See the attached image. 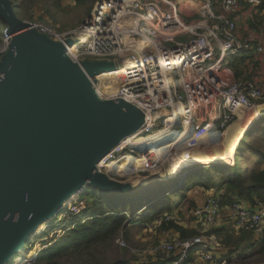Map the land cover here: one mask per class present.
<instances>
[{
  "label": "built area",
  "instance_id": "2783aa9c",
  "mask_svg": "<svg viewBox=\"0 0 264 264\" xmlns=\"http://www.w3.org/2000/svg\"><path fill=\"white\" fill-rule=\"evenodd\" d=\"M117 1H98L92 16L84 23L85 28L74 39L57 34L44 23L20 19L27 30L64 46L65 56L75 64L107 63L112 70L120 69L127 60L120 66L106 60L114 46L133 43L134 55L128 60L135 61L139 67L119 75H111L110 70H104L93 76L90 88L98 100L123 102L142 114L141 127L131 133L138 135L136 139L148 140L170 132L176 135L150 144L126 140L129 134L110 148L102 159L103 165L121 163L133 157L137 159L156 144L162 147L172 145L168 154L175 147L188 146L190 142L215 140L233 123L237 111L252 108L263 99L260 82L254 78L235 79L233 73L235 68L244 75L254 71L258 73L259 62L264 63V26L257 30H245L244 35L239 33L238 26L244 6H248V11L258 10L264 7V0ZM106 4L110 7L104 11ZM182 5L189 6L196 14L194 21L183 20ZM82 37L86 39L84 44H80ZM179 37L183 40L175 43L174 39ZM9 43L10 36L5 28L0 34V59L7 52ZM164 43L174 45L165 48ZM73 45L77 48L73 55H68ZM168 56H174V61H179V64L164 65L165 60L160 57ZM234 58L238 59L236 65L232 64ZM252 60L258 64L257 67H250ZM104 73L107 76L103 77L116 80V89L110 79L108 84L104 83L101 77ZM100 80H103V85L99 91L95 85L100 84ZM180 136H184L183 139L173 145ZM122 141V147H119ZM100 162L96 166L99 173L105 169L99 167ZM129 168L134 169L129 174L147 169ZM75 196L63 205L60 210L64 211L63 216L70 218L82 212L81 204L73 202ZM224 201L222 193H214L185 215H190L205 229L223 228L225 220L230 232L248 233L254 240L264 237V201L247 203L237 198L230 204H224ZM146 207L141 209L143 216L148 214ZM223 212L227 214L226 218ZM170 223L180 226L176 213L156 216L151 221V228L168 235ZM57 240L47 242L41 250ZM119 246L124 247V244L119 243ZM220 248L214 236L196 235L181 239L174 232L170 238L159 243L155 252L161 260L172 258L171 264H186L191 252L204 263L212 264V253ZM34 258H18L14 264H33Z\"/></svg>",
  "mask_w": 264,
  "mask_h": 264
},
{
  "label": "water",
  "instance_id": "95a60500",
  "mask_svg": "<svg viewBox=\"0 0 264 264\" xmlns=\"http://www.w3.org/2000/svg\"><path fill=\"white\" fill-rule=\"evenodd\" d=\"M0 21L10 36L0 59L4 264L73 195L87 187L108 193L132 189L96 166L115 143L141 127L143 116L123 102L95 97L90 80L109 64L71 63L64 46L26 29L9 0H0Z\"/></svg>",
  "mask_w": 264,
  "mask_h": 264
},
{
  "label": "rangeland",
  "instance_id": "374dc122",
  "mask_svg": "<svg viewBox=\"0 0 264 264\" xmlns=\"http://www.w3.org/2000/svg\"><path fill=\"white\" fill-rule=\"evenodd\" d=\"M9 1L12 3V5H14L17 16L20 19L37 24H39V22L44 23L52 28L57 34H60L61 36L69 39L76 38L78 32H81L85 28L84 23L92 16V13L95 9V4L98 2L96 1L95 3H92V1L90 0H83L79 3L74 0ZM191 7L193 8L192 4ZM182 10L183 12L191 11L189 6L182 7ZM245 14L248 18V21L238 23L240 34L244 35L245 30H257L260 27L264 26V7L261 10L252 9L251 11H248V6L245 5L244 9L241 10L240 17H246ZM2 32L3 29L0 28V34H2ZM182 40L183 37H179L174 39V42L177 43ZM173 45V43L163 44L165 48H170ZM134 51L135 49L132 42L131 44H126L123 47H120V45L114 46L106 62L111 63L115 66H120L125 60L130 59L134 55ZM249 64L251 68L257 67L258 65L254 60L250 61ZM258 69V73H255L254 71L248 75L240 77L239 79H248L249 76H253L255 80H260V85L263 90V99L257 102L255 106L264 107V74H262L264 65L262 68L259 66ZM101 75L106 76V74ZM102 81L103 80H100L99 82L102 83ZM112 82L113 87L116 89V80H112ZM255 106L249 109H242L241 114L233 119V123H231L228 129L221 135H219L215 140L204 139L198 142H190V145L188 146L186 145L179 148L175 147V149L171 150L170 153L166 154L168 152L166 151L164 155L158 154L156 157L149 154H144L139 156L137 159H135L134 157L128 158L126 161L121 163L99 165L100 168H105L100 170L101 174L106 175L108 178H111L112 180L122 185L133 179L143 177L149 179V184L146 186H137L125 193H109V195L107 196L109 199L107 204L109 209H111L112 207H117L118 211L125 212L124 226L114 236V238L101 242L97 245H93L89 249L79 250H76L74 248H67L64 243L59 242L61 241V239H63L66 233L64 231L65 226L71 223L73 225L76 221L84 222L91 217L93 210L91 208L92 202L88 199L87 196L88 193L93 192L96 189H94L93 187H87L82 193H79L76 196L73 195L75 196L73 202L76 204H81L80 207L82 208V212L79 215L69 218V216H63L64 211H59L55 215V218H53L52 220L49 219L50 221L47 220V223L40 225L37 231L30 234L24 246L19 251L15 252L11 256V258H9L4 264H14L18 258L27 256L28 254H32L33 258L35 257L33 264H47L46 262L36 260V258L41 255V252L43 251L41 249H43L42 246L44 244L57 239L60 240L58 242H55V245L60 247V251L62 253L54 260H52L50 264H116L121 262H125L127 264H149L151 262L157 261L159 257L158 254H156L155 249L164 239L170 238L174 231L172 229H169L170 233L168 235H165L164 233L158 232L157 230L151 228V222L147 224L143 222L144 216L141 209L147 206V211L150 212L154 207L151 206L152 204L159 202L160 204H166V199L164 198L162 200V198L167 196L173 190H176L179 187V184L175 182L181 180L186 173L194 171L195 167H181L178 171H176L177 173L174 172L172 174L170 180L166 181L165 176L168 174V169H170L174 165H177L180 161L185 160V156H187V153L190 152L188 150L192 149L191 153H199L203 150H221L231 132L243 117L244 113V116L251 114L254 117L256 115L257 110H255V113H248V111L250 112L251 110H253ZM263 115L264 114L255 116V118L260 119L261 117H263ZM243 135L244 134L242 133V135H240L239 137H234L233 141H236V144L229 149L231 155L229 156L227 162H224V164L222 163L221 165H232L234 163L236 147L239 141L242 139ZM181 140L177 141L180 142ZM130 159H132V161L129 164ZM125 163L127 166L126 168L123 167ZM131 166L136 168L135 170L144 168L147 169L129 174L130 172L134 171L133 168H129ZM252 167L253 165L250 164L249 168ZM214 193H222V191L217 192L215 189H210L208 191L202 190L200 188L195 189L190 193V196L187 200H176L173 203L174 205H172L170 212L164 211L161 214L176 213L180 226L184 227L185 229L196 227L197 231L200 232L199 236H205L207 238L209 237V235H211V232L210 234L207 233L209 229L197 227L198 225H196L197 223L195 219L190 215L186 216L185 214H187L190 210L200 206L209 195H212ZM193 199L197 200L201 204H196ZM107 206L104 208L105 211H107L106 209H108ZM76 217L77 219L73 220ZM228 231H230L229 228ZM233 236L237 238L239 235ZM222 238V236L214 235L215 241L221 246V248L219 251H213L212 256H214V259L220 260L218 264H226L228 262L229 264H236L238 261V254H230L229 249L223 245ZM119 243H123L124 247L119 246ZM52 245L50 247H52ZM243 246L244 243L239 246V249H242ZM50 247L44 250H47ZM259 248L260 245L255 243V246L249 252L244 254L247 255V264H252L256 260H259V256L255 255ZM192 261L193 257L191 258V264Z\"/></svg>",
  "mask_w": 264,
  "mask_h": 264
},
{
  "label": "trees",
  "instance_id": "16d2710c",
  "mask_svg": "<svg viewBox=\"0 0 264 264\" xmlns=\"http://www.w3.org/2000/svg\"><path fill=\"white\" fill-rule=\"evenodd\" d=\"M74 1L79 3L83 0ZM90 1L95 3L101 0ZM12 7L14 13L17 15L14 5H12ZM262 8L263 7H259L258 10ZM0 28L3 30L6 28L5 24L1 21ZM233 74L235 78H239L242 73L236 71ZM249 78L252 77L250 76ZM241 112V110L237 111V117ZM244 115V118L242 117L243 119L241 118L238 124L249 116V114L246 116ZM255 116H258V114L256 113ZM255 116L252 117L255 118ZM227 160L228 158L225 162H227ZM184 164L185 161L172 166L170 168L171 170L168 169V174L165 177H170L175 169L183 167ZM250 164L253 165L252 168H249ZM138 179L149 180L145 177ZM175 183H178L179 187L162 198V200L165 198L167 203L160 204L159 202L152 204L151 206H154L153 210L150 212L148 211V214L143 217L144 223H150L162 212L170 211L176 200H187L190 193L198 188L206 191L210 189H215L217 192L222 191L225 200L224 204H230L235 198L247 203H253L254 200L264 201V115L253 123L250 129L244 133L236 147L234 163L232 165H198L194 168V171L186 173L181 180ZM108 195V192L99 190L88 193L87 197L91 200V208L93 209L91 217L84 222L76 221L73 225L71 223L65 226L64 231L66 233L63 239H61V241L58 239L56 242L59 241L64 243L67 248L79 250L89 249L93 245L114 238L124 226L125 212L118 211L117 207L109 209L107 206L109 201ZM106 206L108 208L106 209L107 211L104 209ZM76 219L77 217L73 220ZM168 229H174L175 232L180 234L181 239H189L197 235L194 230L185 229L172 223L169 224ZM228 232V230L221 228L211 231V234L222 236V243L229 249L230 254H238V261L236 264H247V255L244 254L249 252L255 246V243L260 245L259 250L255 253V255L259 256V260H256L252 264H264V237L255 241L251 234L242 233L235 238L233 234ZM243 243L244 246L242 249H239V246ZM61 253L60 247L54 243L49 249L43 250L36 260L50 264L51 261L61 255ZM171 260L173 259L171 258ZM171 260L158 259L149 264H171ZM218 262H220V260L214 259L213 264H218ZM188 263H191V258L188 259L186 264ZM116 264L127 263L121 262ZM226 264H229V262Z\"/></svg>",
  "mask_w": 264,
  "mask_h": 264
},
{
  "label": "bare ground",
  "instance_id": "6f19581e",
  "mask_svg": "<svg viewBox=\"0 0 264 264\" xmlns=\"http://www.w3.org/2000/svg\"><path fill=\"white\" fill-rule=\"evenodd\" d=\"M187 1H190V0H187ZM112 2L117 3L118 1L117 0H112ZM109 7H110L109 4H106L104 6V11H107ZM101 11H103V10H101ZM85 42H86V39L84 37H82L80 39V44H84ZM75 48H77V46H74L73 45V47L68 50V55H73ZM160 58H164V60H165L163 62L164 65L173 66V65H178L179 64V61H177V62L174 61V58H175L174 56L160 57ZM136 67H139V66H137V64H136L135 61H133V60H127V61H125L123 63V66L120 69L119 68L118 69L115 68V70H112L110 68L109 70H110L111 75H119V74H122L123 72H125L126 70H131V69H134ZM140 67H143V65H141ZM103 75H105V73ZM106 76H107V74H106ZM101 77H103V76H101ZM103 78H104V83L105 84H108L109 79L111 80V77H103ZM112 80H114V79H112ZM112 80H111V84H113ZM102 85H103V83H100L98 85H95V87H97L99 89V91H100V87ZM255 110H257L256 112H257L258 115L264 114V107H262V106H260V107L259 106H255L253 108L252 113H255ZM251 117L252 116L250 114L240 124H238L233 129V131L231 132L230 136L228 137V139L224 143V145H223V147H222L221 150H219V151H209V150L207 151V150H203L202 152H199V153H191L192 149L191 150H188L190 152L187 151L188 152L187 153V156L184 155L186 157V159L180 161V162L185 161V164H184L183 167H192V166H195L196 167V165H221L222 163L224 164L225 160L227 158H229V156L231 155L230 154V151H229L230 147H233V145L236 144V141H233L234 137L237 138L240 135H242V133L244 134L246 131H248L250 129V127L252 126V124L255 123L258 120V118L256 119V118H253V117L251 118ZM130 132H128V134ZM175 135H176V133H173V132H170L168 134H160V135H157V136H153V138L148 139V140H151V139L152 140L151 141H148V140H144L145 138H141V137H139V139H136L138 137V135L137 134H131L130 136H128V138L126 140H132L133 139L136 142H141V143L148 142L150 144H153V143H156V141L158 142V139L160 141L161 139H164V138H172V136H175ZM183 137L184 136H180L178 138V141L181 140V139H183ZM178 141L175 142L173 145H176V143H178ZM123 142L124 141H122V143L119 144V147H122ZM171 147H173V146L171 145L169 147H162V145H157L156 144V146H154L153 149L152 148H149L147 150L149 152L146 153V154H149V155L154 156V157H156L158 154L159 155H164L165 152L168 151V149L171 148ZM113 151H115V150H112L111 152H113ZM187 158H188V160H187ZM131 161H132V159L129 160V164L131 163ZM103 162H104V160H102L99 165H102ZM123 167H125V168L127 167L126 166V163H125V165ZM125 168H122V169H125ZM179 169L180 168L175 169L174 172L178 171ZM172 174H171V176H172ZM171 176L168 177V178H166L165 180L166 181L170 180L171 179ZM165 180H163V181H165ZM148 184H149V180L134 179V180L129 181V182L123 184V185L124 186H129V187H131L133 189V188H135L137 186L138 187H142V186H146ZM51 218H52V216L49 219H51ZM25 258L26 259H30V258L32 259L33 257H32V254H28L27 256H24L21 259H25Z\"/></svg>",
  "mask_w": 264,
  "mask_h": 264
},
{
  "label": "crops",
  "instance_id": "0c3cea01",
  "mask_svg": "<svg viewBox=\"0 0 264 264\" xmlns=\"http://www.w3.org/2000/svg\"><path fill=\"white\" fill-rule=\"evenodd\" d=\"M182 7H184L183 5H182ZM196 14L195 13H192V11H186V12H184V14H183V20L185 21V22H191V21H194L195 19H196V16H195ZM195 16V17H194ZM245 16H246V14H245ZM194 18V19H193ZM243 21H245V22H247L248 21V18H247V16L246 17H239V22H243ZM240 60V59H239ZM238 59H236V58H234L233 59V62H232V64L233 65H236V64H238ZM263 65H264V63H260L259 62V66L262 68L263 67ZM236 71H238L239 73H242L239 69H237V68H235L234 69V72H236ZM263 73L262 74H264V70L262 71ZM242 76H244V73H242L241 74V76L240 77H242ZM233 77H234V74H233ZM239 77V78H240ZM250 77V76H249ZM248 77V78H249ZM252 78H253V76H251ZM235 78V77H234ZM239 78H235V79H239ZM257 81H259L260 82V80H258V79H256ZM264 104V103H263ZM263 104H261V105H263ZM252 111L253 110H251L250 112L248 111V113H252ZM195 202H196V204L198 203L199 205L201 204V203H199L197 200H195V199H193ZM224 213V218H226V216H227V214L225 213V212H223ZM197 223V222H196ZM196 225H198L197 227H202L200 224H196ZM223 225H224V227L222 228V229H224V230H228V227L229 226H227L226 225V222H225V220H223ZM184 228V227H183ZM221 229V228H220ZM189 230H194L196 233H197V235H199V233L200 232H198L197 231V229H196V227H194V228H191V229H189ZM212 230H215V229H212ZM211 229H209L208 231H207V233H209L210 234V232L212 231ZM174 232H175V230H174ZM177 233V232H176ZM228 233H230V234H233V235H240V234H235V233H233V232H228ZM178 235H179V237H180V234L179 233H177ZM209 236H214L213 234H211V235H209ZM193 257V261H192V264L193 263H195V264H202L203 263V261H201L198 257H196L195 256V254L193 253V252H191L190 253V258H192ZM194 257H195V259H194ZM197 258V259H196ZM200 261V262H198V261ZM191 264V263H190ZM203 264H207V263H203Z\"/></svg>",
  "mask_w": 264,
  "mask_h": 264
}]
</instances>
